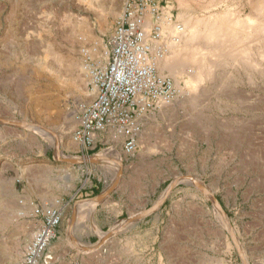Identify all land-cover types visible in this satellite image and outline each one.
Masks as SVG:
<instances>
[{"label": "rangeland", "instance_id": "obj_1", "mask_svg": "<svg viewBox=\"0 0 264 264\" xmlns=\"http://www.w3.org/2000/svg\"><path fill=\"white\" fill-rule=\"evenodd\" d=\"M80 1L0 0V264H264V69L216 67L193 103L161 76L152 41L143 46V22L159 40L163 20L180 25L184 14L236 8L247 14L250 0H97L119 13L107 19ZM128 12L138 16L140 43L162 83L136 99L126 121L82 141L83 115L97 94L85 100L61 85L64 69L48 53L83 52L97 85L110 59L102 66L91 58L90 49L104 47L88 32L86 41L74 35L76 25L84 20L110 54ZM166 95L184 103L164 115ZM141 98L151 104L145 112ZM43 101L66 111L44 113ZM74 113L72 123L66 117ZM180 174L209 191L186 179L165 195ZM45 227L51 233L38 246Z\"/></svg>", "mask_w": 264, "mask_h": 264}, {"label": "bare ground", "instance_id": "obj_2", "mask_svg": "<svg viewBox=\"0 0 264 264\" xmlns=\"http://www.w3.org/2000/svg\"><path fill=\"white\" fill-rule=\"evenodd\" d=\"M82 1L86 2L88 7H93L105 19L110 15L116 17L119 14L114 10L115 7L112 4L105 6L104 3L100 5L97 0H81L80 2ZM248 3L251 5V11L249 10L250 13L247 14L241 10L235 12L234 10L237 8L233 7V11L228 9L222 12H208L210 14L203 15L204 13H202L201 16L191 13L184 14L180 25L163 20L160 28L165 38L159 40L149 38L151 25L148 22H143V25L145 24L143 46L147 47L144 43L145 40L152 41V49L156 53V65L161 76L170 75L174 79L175 86L179 89V94H184L185 101L196 103L203 96V94L199 95V91L204 92V90L201 91L202 88L199 89V87L205 79L213 76L212 73L215 72L216 67L230 65L236 67V70L237 68L243 70L245 74L255 69H264L262 66L264 64V0H250ZM124 18L113 37L110 54L105 40L94 38L90 27L85 24L84 20L78 21L76 25L77 29L74 35L81 39L85 38L86 41L85 33L88 32L91 35H88L91 42L97 40L104 47L103 51L99 50L98 53L90 49L91 58H95L102 66L110 59L108 66H104V69L97 73V85L94 81V72L88 62L86 63L88 57L83 52L82 54L77 50L64 53L60 49H52L48 53V56H51L59 64V67L64 69V74L59 75L58 78L61 85L68 88L73 87V91L77 93L82 92L85 94V100L97 94L83 115L84 130L82 132L84 134L83 136L78 135L81 140L83 139L81 137H85V140L90 139L88 131L103 129L110 122L126 121L129 111L136 105V99L156 90L162 83V78L157 76L155 66L149 63L146 51L140 43L142 36L137 28L138 16L128 12ZM101 25L100 31L106 33V29H103ZM77 36L75 39L78 38ZM181 80L185 81L184 87L180 85ZM90 82L94 84V87L93 93L89 95L87 86ZM43 97L46 98V95ZM166 97L168 96H163L159 104V109L164 115L174 112L177 105L181 106L184 103V100L179 98L175 97L177 99L175 103ZM66 100L65 96V105H67ZM138 101L141 111L145 112L151 108L149 101L143 98ZM43 103L45 104L43 105L44 113L57 112V114L63 115L66 111L63 109L61 112L54 105L45 101ZM67 116L66 118H70L69 121L72 123L77 122L75 113ZM57 143L59 144V141ZM126 148L128 151H133L135 149L134 141H129ZM211 197L214 201V195ZM51 222L53 223V221ZM50 233L51 230L45 227L42 233L38 234V246L43 244ZM13 247L11 249L13 258H19L22 254L21 247L18 244ZM37 250V248L33 249L32 253H36ZM30 259L32 260V257Z\"/></svg>", "mask_w": 264, "mask_h": 264}, {"label": "water", "instance_id": "obj_3", "mask_svg": "<svg viewBox=\"0 0 264 264\" xmlns=\"http://www.w3.org/2000/svg\"><path fill=\"white\" fill-rule=\"evenodd\" d=\"M186 179H191L192 181H193V184L196 186V187H198V188H201V189H203V190H205V191H209L207 188H204L201 184H200V182H199V180L196 178V177H194L193 175H191V174H180V175H178L176 178H175V180H173V182L170 184V186L168 187V189L166 190V192H165V195H167L168 193H169V191H171V189L178 183V182H180L181 180H186ZM161 201H163V199H160L155 205H153L150 209H148V210H145V212H148V211H150L151 209H153L154 207H156L158 204H159V202H161ZM214 204H215V206H217L220 210H221V212L223 213V214H225V212H224V209H223V207H222V205H221V203H220V201L214 196Z\"/></svg>", "mask_w": 264, "mask_h": 264}]
</instances>
